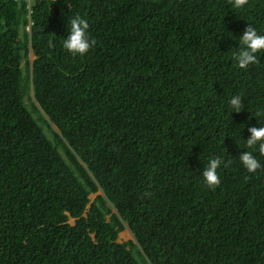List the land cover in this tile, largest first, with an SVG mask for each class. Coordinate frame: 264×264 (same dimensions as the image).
Here are the masks:
<instances>
[{
  "label": "trees",
  "instance_id": "1",
  "mask_svg": "<svg viewBox=\"0 0 264 264\" xmlns=\"http://www.w3.org/2000/svg\"><path fill=\"white\" fill-rule=\"evenodd\" d=\"M74 14L84 56L61 47ZM248 23L264 0H0V264H264V156L238 160L264 55L241 70L228 37Z\"/></svg>",
  "mask_w": 264,
  "mask_h": 264
},
{
  "label": "clouds",
  "instance_id": "2",
  "mask_svg": "<svg viewBox=\"0 0 264 264\" xmlns=\"http://www.w3.org/2000/svg\"><path fill=\"white\" fill-rule=\"evenodd\" d=\"M229 4L234 10H243L248 4V0H229ZM230 33V32H228ZM229 39L235 40L238 47L231 53V58L235 62V66L241 70H247L250 65H257L259 58L264 55V33H261L254 25L248 23L243 33L237 39L230 33ZM95 41L89 36L88 21L79 14L70 16L67 20V34L61 38V47L73 56L86 55ZM230 114L241 113L245 109L242 95H233L227 102ZM252 117L256 119L257 126L247 129L249 136L244 141V151L239 155L240 165L248 173H256L262 168V164L254 154L258 152L264 156V124L260 121L264 120V107L257 108ZM244 127V125H241ZM225 165V161L221 156H210L207 164L202 168L201 175L203 181L209 188L219 185L218 169Z\"/></svg>",
  "mask_w": 264,
  "mask_h": 264
},
{
  "label": "rangeland",
  "instance_id": "3",
  "mask_svg": "<svg viewBox=\"0 0 264 264\" xmlns=\"http://www.w3.org/2000/svg\"><path fill=\"white\" fill-rule=\"evenodd\" d=\"M35 57L33 55L30 56V60L34 61ZM95 195L91 196V200L93 201V199L95 198ZM72 224H74V220L70 221ZM129 240H133V235L129 230L124 231L123 233L120 234L119 236V242H126Z\"/></svg>",
  "mask_w": 264,
  "mask_h": 264
}]
</instances>
